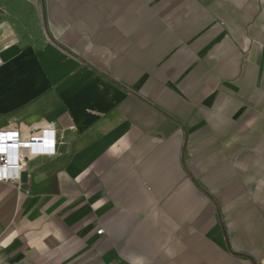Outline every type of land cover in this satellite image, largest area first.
Wrapping results in <instances>:
<instances>
[{"label": "crops", "instance_id": "crops-1", "mask_svg": "<svg viewBox=\"0 0 264 264\" xmlns=\"http://www.w3.org/2000/svg\"><path fill=\"white\" fill-rule=\"evenodd\" d=\"M42 124L0 264H264V0H0V129Z\"/></svg>", "mask_w": 264, "mask_h": 264}, {"label": "built area", "instance_id": "built-area-1", "mask_svg": "<svg viewBox=\"0 0 264 264\" xmlns=\"http://www.w3.org/2000/svg\"><path fill=\"white\" fill-rule=\"evenodd\" d=\"M63 143L52 124L35 126L27 136L19 130L0 129V182H10L20 188L28 162L36 157L58 155ZM102 232L103 229L98 231Z\"/></svg>", "mask_w": 264, "mask_h": 264}, {"label": "water", "instance_id": "water-1", "mask_svg": "<svg viewBox=\"0 0 264 264\" xmlns=\"http://www.w3.org/2000/svg\"><path fill=\"white\" fill-rule=\"evenodd\" d=\"M27 177H28L27 172H24V173H23V181H24V182L27 181Z\"/></svg>", "mask_w": 264, "mask_h": 264}]
</instances>
